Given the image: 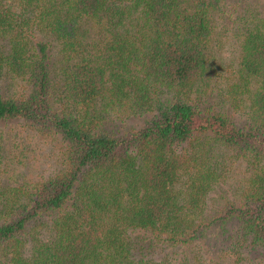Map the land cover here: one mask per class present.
<instances>
[{
	"label": "trees",
	"instance_id": "trees-1",
	"mask_svg": "<svg viewBox=\"0 0 264 264\" xmlns=\"http://www.w3.org/2000/svg\"><path fill=\"white\" fill-rule=\"evenodd\" d=\"M240 3L0 0V264H264V3Z\"/></svg>",
	"mask_w": 264,
	"mask_h": 264
},
{
	"label": "rangeland",
	"instance_id": "rangeland-1",
	"mask_svg": "<svg viewBox=\"0 0 264 264\" xmlns=\"http://www.w3.org/2000/svg\"><path fill=\"white\" fill-rule=\"evenodd\" d=\"M234 0H228V2H233ZM240 2V1H239ZM256 3L258 5L260 4H263L264 3V0H241V5H247V6H250V7H254L256 5ZM223 56H227L229 53L228 52H224V53H221ZM235 56V55H234ZM232 57V56H231ZM234 60V59H233ZM224 69L221 70L220 69V81L224 80L223 78H225L226 76L230 75V73L232 74L231 72V68L228 67L227 65L223 66ZM16 128V127H15ZM6 129V128H5ZM231 182V180H229ZM224 187H227V185H225Z\"/></svg>",
	"mask_w": 264,
	"mask_h": 264
}]
</instances>
